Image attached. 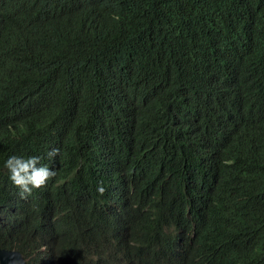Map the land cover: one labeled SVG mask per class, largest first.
Instances as JSON below:
<instances>
[{
    "label": "trees",
    "instance_id": "16d2710c",
    "mask_svg": "<svg viewBox=\"0 0 264 264\" xmlns=\"http://www.w3.org/2000/svg\"><path fill=\"white\" fill-rule=\"evenodd\" d=\"M12 154L56 175L21 197ZM11 247L27 264H264V0H0Z\"/></svg>",
    "mask_w": 264,
    "mask_h": 264
},
{
    "label": "clouds",
    "instance_id": "9594fccd",
    "mask_svg": "<svg viewBox=\"0 0 264 264\" xmlns=\"http://www.w3.org/2000/svg\"><path fill=\"white\" fill-rule=\"evenodd\" d=\"M57 147H51L46 152L49 161L55 159L59 154ZM42 157L39 155H9L4 161L2 167L7 170L8 179L17 189L18 194L24 197L30 194L34 189L41 188L46 185L49 179L56 175V172L48 164L40 163ZM98 191H103L102 186H98ZM2 251L17 253L20 256V264H27L29 258L15 247L11 249H2ZM43 246L41 251H45ZM1 264V263H0ZM58 264H66L64 260H60Z\"/></svg>",
    "mask_w": 264,
    "mask_h": 264
},
{
    "label": "water",
    "instance_id": "95a60500",
    "mask_svg": "<svg viewBox=\"0 0 264 264\" xmlns=\"http://www.w3.org/2000/svg\"><path fill=\"white\" fill-rule=\"evenodd\" d=\"M20 261L19 254L0 250L1 264H20Z\"/></svg>",
    "mask_w": 264,
    "mask_h": 264
}]
</instances>
